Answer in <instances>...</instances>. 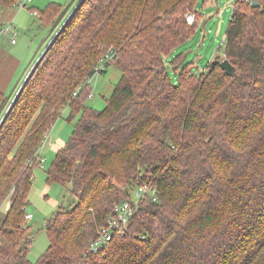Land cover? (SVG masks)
<instances>
[{"label":"trees","instance_id":"obj_1","mask_svg":"<svg viewBox=\"0 0 264 264\" xmlns=\"http://www.w3.org/2000/svg\"><path fill=\"white\" fill-rule=\"evenodd\" d=\"M252 1L236 0L225 30L232 73L212 60L200 73L183 66L176 83L164 56L194 34L197 0H77L54 36L65 9L31 7L51 26L22 84L0 92V264H264V0ZM110 64L117 83L104 108L88 107L89 79ZM65 108L79 116L46 180L70 185L74 201L45 219L48 246L32 262L28 194ZM141 183L155 200L87 251Z\"/></svg>","mask_w":264,"mask_h":264},{"label":"rangeland","instance_id":"obj_2","mask_svg":"<svg viewBox=\"0 0 264 264\" xmlns=\"http://www.w3.org/2000/svg\"><path fill=\"white\" fill-rule=\"evenodd\" d=\"M77 0H33L31 6L43 12L46 7L60 5L65 12L56 21L54 36L67 21L74 9L72 5ZM196 0H193L195 3ZM236 0H197L196 13L198 14L197 27L194 34L184 43L164 56L169 76L174 83L178 81L177 72L187 66L193 73L207 70L210 61L216 55H223L225 30L229 22L232 8ZM77 6V5H76ZM67 7V9H66ZM16 16L12 21L14 37L19 45H24L30 53L28 65L34 62L38 52L47 43L50 34V24H42L40 16L32 14L31 7H14ZM194 12V11H193ZM41 15V14H40ZM28 47V48H26ZM38 51V52H37ZM179 61L176 69L174 63ZM31 65V67H32ZM28 68V67H27ZM121 71L113 64L106 66L103 73L96 72L90 79V95L85 104L94 109H102L106 98L111 94L117 83ZM17 94V93H16ZM7 110V109H6ZM79 116L76 113L70 117V110L63 109L55 120L40 148L39 155L42 162L35 168L32 186L29 190L27 211L31 214L28 219L30 230L34 232L33 243L28 252V258L36 262L48 246V235L44 229L45 219L61 204L68 205L74 201L68 188L70 185H61L57 181L46 180V170L54 158L56 149L63 145L71 136L73 125Z\"/></svg>","mask_w":264,"mask_h":264},{"label":"built area","instance_id":"obj_3","mask_svg":"<svg viewBox=\"0 0 264 264\" xmlns=\"http://www.w3.org/2000/svg\"><path fill=\"white\" fill-rule=\"evenodd\" d=\"M32 2L33 0H17L15 6L28 8L32 7ZM31 12L33 15L37 14L36 10H32ZM185 16L189 24L194 21L195 15L193 12H189ZM0 32L12 35L11 43H15L12 23L0 25ZM131 193L130 199L114 203L112 212L107 217L106 223L99 228L95 238L90 241L87 251L95 253L105 247L114 236L125 235L130 221L139 209L141 200L148 196H151L153 200L156 198L154 190L147 183L138 184ZM26 218L27 220L30 219L31 214H26Z\"/></svg>","mask_w":264,"mask_h":264},{"label":"crops","instance_id":"obj_4","mask_svg":"<svg viewBox=\"0 0 264 264\" xmlns=\"http://www.w3.org/2000/svg\"><path fill=\"white\" fill-rule=\"evenodd\" d=\"M16 11L14 7L0 8V25L12 23ZM12 37L0 32V92L5 95L13 94L17 90L33 63L31 61L30 66L28 65L30 53H27L24 45L18 44V39L15 38V43H11Z\"/></svg>","mask_w":264,"mask_h":264},{"label":"water","instance_id":"obj_5","mask_svg":"<svg viewBox=\"0 0 264 264\" xmlns=\"http://www.w3.org/2000/svg\"><path fill=\"white\" fill-rule=\"evenodd\" d=\"M251 4L253 6L259 5L258 2L254 0L251 2ZM213 60H219L220 66L228 73H232L233 68L231 66V63L226 58L222 57L221 55H216Z\"/></svg>","mask_w":264,"mask_h":264}]
</instances>
